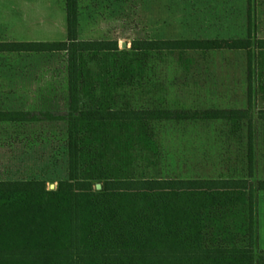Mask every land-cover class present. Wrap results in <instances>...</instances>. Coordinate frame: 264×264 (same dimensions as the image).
<instances>
[{"label": "trees", "instance_id": "trees-1", "mask_svg": "<svg viewBox=\"0 0 264 264\" xmlns=\"http://www.w3.org/2000/svg\"><path fill=\"white\" fill-rule=\"evenodd\" d=\"M65 12L63 42H0V54H64L69 97L63 114L0 110V125L65 123L67 151V177L52 190L44 179L0 180V264H264V250L256 254L264 180L253 181L251 114L264 96V38L134 40L121 51L116 41L79 40L78 0H65ZM191 52L246 54V109L117 101L154 56ZM197 120L226 122L234 134L247 124V176L148 177L140 161L154 165L160 155L156 127ZM256 120L264 123V108Z\"/></svg>", "mask_w": 264, "mask_h": 264}, {"label": "rangeland", "instance_id": "rangeland-1", "mask_svg": "<svg viewBox=\"0 0 264 264\" xmlns=\"http://www.w3.org/2000/svg\"><path fill=\"white\" fill-rule=\"evenodd\" d=\"M55 1L54 15L59 18L65 0ZM78 12L80 40L116 41L121 51L129 50L134 40L240 39L249 33L264 38V0H78ZM48 31L40 26L29 37H22L1 30L0 40L53 39ZM116 96L120 104L127 102L137 109H246V54L154 56L141 83L117 90ZM263 108L264 96L258 93L251 111L255 180L264 179V123L256 120ZM68 109L64 54H0L1 111L63 114ZM232 129L226 122L213 120L161 123L156 127L160 155L154 165L140 161V168L154 178L247 176L243 165L247 161V124L238 134ZM65 140L63 122L0 125V180L44 179L54 189L67 177ZM257 197L264 212V192ZM262 233L256 254L264 248Z\"/></svg>", "mask_w": 264, "mask_h": 264}, {"label": "crops", "instance_id": "crops-1", "mask_svg": "<svg viewBox=\"0 0 264 264\" xmlns=\"http://www.w3.org/2000/svg\"><path fill=\"white\" fill-rule=\"evenodd\" d=\"M9 2L6 4L0 0V31L11 30L12 33H16L17 36L29 37L36 27H47L50 36H54L53 39H40L34 40L30 38L14 39V40H0V42H63L66 40V12L65 5L62 10L59 9V18L55 17L54 7L56 6L55 0H6ZM44 4L47 8L43 10ZM37 7L39 9L37 10ZM36 11L39 12V16H34ZM38 18V19H36ZM57 20L59 21L56 24ZM38 23V25H37ZM45 25V26H44ZM56 30H59L57 32ZM1 35V32H0ZM78 37L80 40L79 32V15H78ZM84 41V40H82ZM53 54V53H45ZM55 54V53H54ZM264 180V179H259ZM253 181L255 180L253 177ZM258 197L256 199V212H257V232L258 242L261 240V235L264 232V212L258 207ZM264 250V248L262 249Z\"/></svg>", "mask_w": 264, "mask_h": 264}, {"label": "water", "instance_id": "water-1", "mask_svg": "<svg viewBox=\"0 0 264 264\" xmlns=\"http://www.w3.org/2000/svg\"><path fill=\"white\" fill-rule=\"evenodd\" d=\"M96 188L99 190L101 188V186L99 184H97Z\"/></svg>", "mask_w": 264, "mask_h": 264}]
</instances>
